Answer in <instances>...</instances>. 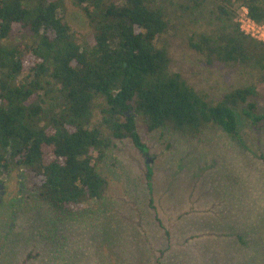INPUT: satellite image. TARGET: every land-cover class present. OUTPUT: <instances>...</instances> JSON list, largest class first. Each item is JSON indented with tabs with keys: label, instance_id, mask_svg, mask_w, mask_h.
I'll list each match as a JSON object with an SVG mask.
<instances>
[{
	"label": "trees",
	"instance_id": "16d2710c",
	"mask_svg": "<svg viewBox=\"0 0 264 264\" xmlns=\"http://www.w3.org/2000/svg\"><path fill=\"white\" fill-rule=\"evenodd\" d=\"M207 1L72 0L92 29L81 35L59 14L63 0H0V186L4 172L23 170L51 217L44 232L54 234V244L59 221L103 198L109 181L93 161L114 139H130L145 154L138 122L147 133L169 127L196 136L219 127L237 138V110L254 125L263 118L257 110L264 95L255 85L213 101L172 70L167 51L156 46L171 17L197 19ZM232 1L264 24V0H212L209 11L219 12L220 23L191 46L209 64L264 70V43L239 29ZM150 177L147 171L149 191Z\"/></svg>",
	"mask_w": 264,
	"mask_h": 264
},
{
	"label": "rangeland",
	"instance_id": "374dc122",
	"mask_svg": "<svg viewBox=\"0 0 264 264\" xmlns=\"http://www.w3.org/2000/svg\"><path fill=\"white\" fill-rule=\"evenodd\" d=\"M210 1L197 19L171 17L156 46L167 51L172 70L213 101L250 85L264 95V70L209 64L192 48L201 33L220 23ZM227 5L239 26L243 6ZM63 6L59 14L72 32L92 33L72 0ZM167 11L174 13L173 6ZM257 114L263 118L254 125L236 111L237 138L219 127L196 136L169 127L147 133L138 122L145 154L130 139L113 140L104 157L93 161L109 181L103 198L59 221L56 244L54 234L45 236L51 217L20 176L23 170L2 175L0 264H264V105Z\"/></svg>",
	"mask_w": 264,
	"mask_h": 264
},
{
	"label": "built area",
	"instance_id": "2783aa9c",
	"mask_svg": "<svg viewBox=\"0 0 264 264\" xmlns=\"http://www.w3.org/2000/svg\"><path fill=\"white\" fill-rule=\"evenodd\" d=\"M243 13L239 19V28L245 34L264 43V24H258L248 16L247 9L242 8Z\"/></svg>",
	"mask_w": 264,
	"mask_h": 264
},
{
	"label": "flooded vegetation",
	"instance_id": "af4514ba",
	"mask_svg": "<svg viewBox=\"0 0 264 264\" xmlns=\"http://www.w3.org/2000/svg\"><path fill=\"white\" fill-rule=\"evenodd\" d=\"M3 175H6L7 176V172H4ZM5 177H2V181H5ZM4 194V187L3 186H0V203L2 202V196ZM22 201V197L19 196L17 200H15L14 204L15 205H19L18 203H20ZM12 211H16V206L13 207ZM12 218H14V215H12ZM10 225H12V222L10 223Z\"/></svg>",
	"mask_w": 264,
	"mask_h": 264
}]
</instances>
